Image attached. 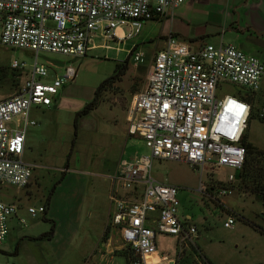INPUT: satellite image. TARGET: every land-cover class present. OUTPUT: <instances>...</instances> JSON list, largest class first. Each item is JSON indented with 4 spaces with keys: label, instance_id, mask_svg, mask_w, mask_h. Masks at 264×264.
I'll use <instances>...</instances> for the list:
<instances>
[{
    "label": "built area",
    "instance_id": "2783aa9c",
    "mask_svg": "<svg viewBox=\"0 0 264 264\" xmlns=\"http://www.w3.org/2000/svg\"><path fill=\"white\" fill-rule=\"evenodd\" d=\"M184 1L0 0V45L35 53L31 64L13 59L8 65L22 81L15 94L0 97V186L22 188L30 182L34 164L24 159V149L27 128L36 124L31 110L49 107L76 74L65 65L50 75L49 62H38L37 54L85 56L96 47L97 34L104 41L132 39L144 22L172 12ZM132 60L143 63L144 52H132ZM263 79L264 62L231 44L206 43L193 49L168 36L153 54L146 85L132 95L127 110L128 133L141 137L149 152L120 160L113 175L118 187L110 192L109 225L132 254L130 264H178L185 248H196L197 228L179 213L177 186L158 180L152 162L184 161L200 168L202 175L209 166L241 169L246 153L242 140L252 106L237 92L227 93L226 86L236 84L254 93ZM258 119L264 123V106ZM208 180L229 181L201 179L199 192L207 189ZM226 192L217 189L218 194ZM46 207L28 205L26 210L38 217ZM19 209L16 202L0 199V242L12 219L26 225ZM234 221L228 216L223 224L230 227ZM157 235L176 239V256L158 250ZM195 259L196 264H206L200 250Z\"/></svg>",
    "mask_w": 264,
    "mask_h": 264
},
{
    "label": "rangeland",
    "instance_id": "374dc122",
    "mask_svg": "<svg viewBox=\"0 0 264 264\" xmlns=\"http://www.w3.org/2000/svg\"><path fill=\"white\" fill-rule=\"evenodd\" d=\"M158 28L156 21L147 20L137 36L123 41H104L97 34L93 38L96 47L81 57L37 54L38 62H49L50 75L65 65L76 74L49 107L31 110L36 124L27 128L24 153V159L34 164L30 182L22 188L0 186V199L20 205L17 200H22L25 208L18 215L26 220V225L16 218L10 221L9 232L0 242V264H127L124 255L130 252L109 225L112 204L108 194L118 187L113 175L120 160L149 152L141 137L128 133L127 110L132 95L146 85L153 54L162 48ZM105 43L108 48L102 45ZM136 50L145 54L141 64L132 60ZM13 59L31 64L35 53L0 45L1 98L15 94L22 81L8 69ZM117 64L126 65L124 75L101 89L97 104L82 113ZM226 89L227 93L240 90L253 96L255 114L264 106V79L254 93L230 83ZM245 134L264 152L263 122L257 117L250 119ZM151 171L158 180L177 186L179 213L190 217L197 228L196 248H185L178 264H196L197 250L206 264H264V233L258 228L264 229V203L238 185L234 169L225 167L202 175L200 168L184 161L155 159ZM208 178L229 180L226 184L230 185L225 186L228 192L218 194L211 189L217 183L214 180H208L207 189L199 192L200 180ZM41 204H48V213L38 217L27 213L28 205ZM228 216L235 221L225 227ZM53 222V236L40 238ZM105 222L107 235L100 239ZM156 244L160 252L177 255L174 237L157 235Z\"/></svg>",
    "mask_w": 264,
    "mask_h": 264
},
{
    "label": "crops",
    "instance_id": "0c3cea01",
    "mask_svg": "<svg viewBox=\"0 0 264 264\" xmlns=\"http://www.w3.org/2000/svg\"><path fill=\"white\" fill-rule=\"evenodd\" d=\"M153 21L159 25L162 47L168 36L188 43L193 49L206 43L231 44L264 62V0H185ZM27 147L25 140L24 153ZM17 201L22 204L18 203L21 211L25 206L22 200ZM106 225L105 222L100 239Z\"/></svg>",
    "mask_w": 264,
    "mask_h": 264
},
{
    "label": "trees",
    "instance_id": "16d2710c",
    "mask_svg": "<svg viewBox=\"0 0 264 264\" xmlns=\"http://www.w3.org/2000/svg\"><path fill=\"white\" fill-rule=\"evenodd\" d=\"M127 67L125 64L116 65V69L114 74L109 76L107 79H105L96 89L95 91V97L92 101H90L86 106L85 109H83L81 112L86 113L89 109L93 108L97 104L98 95L100 94L101 89H103L105 86L112 84L115 81H118L121 79L122 75H124ZM15 74V72H12V74ZM237 93L247 99L252 106L251 115L249 117L250 119H253L255 117L258 118V114H255L253 112L254 109V98L253 96L249 95L247 96L246 93L242 94L240 90L237 91ZM248 120V121H249ZM242 144L245 147V158L243 161V164L241 166V174L240 178L237 181L238 185L243 186L246 190H249L250 192L254 193L255 196L264 203V152L258 150L257 147H255L251 142L247 140V135L244 134ZM219 184V185H218ZM226 182H217L216 185H212L211 189H215L217 192V189L219 188H225ZM223 186V187H221ZM55 189V186H53L52 191L50 193V196H48V200L50 199L51 195L53 194ZM44 218V217H43ZM255 227V226H254ZM55 224L52 223L50 230L47 233H44L41 235L42 237H47L50 239L53 236L54 233ZM257 228V226H256ZM259 231L261 233H264V229L262 227H258ZM107 235V228L104 231L103 238H105ZM126 259V263L130 264V260L132 258V254H126L124 255ZM204 257V256H203ZM205 260V259H204ZM206 262V260H205Z\"/></svg>",
    "mask_w": 264,
    "mask_h": 264
},
{
    "label": "bare ground",
    "instance_id": "6f19581e",
    "mask_svg": "<svg viewBox=\"0 0 264 264\" xmlns=\"http://www.w3.org/2000/svg\"><path fill=\"white\" fill-rule=\"evenodd\" d=\"M225 167H227V166H223V165H221V166H209L207 170L208 171H216V170L223 169ZM234 178H236V176H235V170H234Z\"/></svg>",
    "mask_w": 264,
    "mask_h": 264
},
{
    "label": "water",
    "instance_id": "95a60500",
    "mask_svg": "<svg viewBox=\"0 0 264 264\" xmlns=\"http://www.w3.org/2000/svg\"><path fill=\"white\" fill-rule=\"evenodd\" d=\"M240 174H241V170L240 169H236L235 170V176H236L237 180L240 178Z\"/></svg>",
    "mask_w": 264,
    "mask_h": 264
}]
</instances>
